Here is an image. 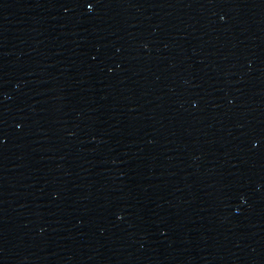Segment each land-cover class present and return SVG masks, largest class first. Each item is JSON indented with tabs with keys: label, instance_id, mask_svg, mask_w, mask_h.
Masks as SVG:
<instances>
[{
	"label": "water",
	"instance_id": "water-1",
	"mask_svg": "<svg viewBox=\"0 0 264 264\" xmlns=\"http://www.w3.org/2000/svg\"><path fill=\"white\" fill-rule=\"evenodd\" d=\"M0 264H264V0H0Z\"/></svg>",
	"mask_w": 264,
	"mask_h": 264
},
{
	"label": "snow or ice",
	"instance_id": "snow-or-ice-1",
	"mask_svg": "<svg viewBox=\"0 0 264 264\" xmlns=\"http://www.w3.org/2000/svg\"><path fill=\"white\" fill-rule=\"evenodd\" d=\"M87 7H88L89 9H91V8L93 7V5H92L91 3H89V4L87 5Z\"/></svg>",
	"mask_w": 264,
	"mask_h": 264
}]
</instances>
